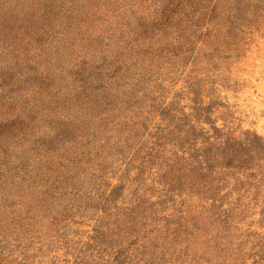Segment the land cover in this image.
<instances>
[{
  "label": "rangeland",
  "instance_id": "374dc122",
  "mask_svg": "<svg viewBox=\"0 0 264 264\" xmlns=\"http://www.w3.org/2000/svg\"><path fill=\"white\" fill-rule=\"evenodd\" d=\"M131 59L138 62L124 75ZM120 75L121 85L110 87V76L115 82ZM133 96L140 107L131 104ZM121 99L131 106L121 108ZM196 101L213 106L218 125L232 126L236 140L249 143V130L264 142V0H0V193L13 198L55 185L50 199L45 193L47 211L24 206L29 217L20 209L10 213L27 224L20 238L17 220H4L11 223L5 234L0 224V239H9L7 262L22 247L27 264H72L75 257L78 264H99L87 256L102 212L95 204L80 208L81 198L110 183L123 184L121 205L135 189L159 195L152 174L136 180L140 160L125 163L134 149L147 151L152 138L143 127L128 136L124 124L114 131L120 113L126 124L144 121L152 130L160 121L156 105L189 112ZM77 115L91 118L98 133L71 127ZM261 157L233 169L221 188L228 193L223 208L231 212L232 249L218 264H264ZM30 173L47 177L30 185L24 180ZM175 198L203 202L185 192Z\"/></svg>",
  "mask_w": 264,
  "mask_h": 264
},
{
  "label": "trees",
  "instance_id": "16d2710c",
  "mask_svg": "<svg viewBox=\"0 0 264 264\" xmlns=\"http://www.w3.org/2000/svg\"><path fill=\"white\" fill-rule=\"evenodd\" d=\"M138 54L141 52L134 49L133 55ZM137 62L132 59L126 62L124 75ZM121 78L122 75L114 82V77L110 76L108 85L120 86ZM121 93L124 95L123 92H118V95ZM129 100H132V105L137 104L135 107L142 104L139 97L133 96ZM120 103L121 108L131 106L126 105V99H121ZM213 109V106L203 101H196L189 112L176 111L170 104L160 103L156 105L160 121L152 130L147 128L144 121L126 124L120 118L125 111L120 113L113 125L114 131H121L123 128L120 126L124 124L128 136L139 132L143 127L152 138L153 145L147 151L134 149L125 163L131 165L136 159L140 160L136 180L145 179L149 173L152 174L160 186L159 195L156 199H151L135 189L130 203L121 205L116 201L121 196H116L123 189L122 183H110L111 188H105L107 191L103 190L96 195L89 192L86 195L91 196H85L86 199L81 198L82 195L78 193L75 199L81 198L78 204L80 208L82 205L95 204L102 212V215H97L94 219L95 226H92V233L89 234L91 242L88 243L90 253L87 257L92 260L94 256L100 258L97 261L99 264H218L222 252H231L232 246L226 240L231 232V212L229 208H223V198L228 193L222 195L221 188L230 184L229 175L235 172L233 169L246 168L255 155L264 158V142L257 132L249 130L244 131L249 143L236 140L232 126L225 123L218 125L217 118L212 115ZM75 112L73 111L74 114ZM77 116L80 117L71 120V127L74 125L87 136L98 133L89 124L93 122L91 118L86 115ZM243 149L248 153L245 154ZM68 161H71L70 158ZM221 166L224 168L223 174L219 171ZM123 170L128 171V168ZM25 172L27 173V168ZM67 176L64 175V178H68ZM45 177L47 176L34 178L30 173L24 180L32 185V182L41 183ZM50 185L41 184L43 187H39V184L32 191L20 193L22 198H18L19 195L12 198L10 193L1 192L0 205L5 211L4 216L7 214L6 219L0 218L4 231L1 234L9 232L10 222L17 220V223L12 224L14 232L20 238L19 234H23L27 224L23 221L24 217L10 219V213L20 209V214H23V211H27L24 206L30 208V213L31 207L47 211L44 208L47 206L45 193L50 199L52 189H55V185L49 188ZM183 192L196 196L203 202H186L175 198L176 194ZM50 202L53 205L54 200L51 199ZM71 207L74 209L73 204ZM28 211L27 217L30 216ZM54 212L60 213L58 210ZM4 220L11 221L4 224ZM2 236L0 264H27L24 255H21L24 252L22 247L19 248V254L15 255L17 259L7 262L9 239ZM102 252H106L107 256L101 255ZM78 263L79 260L75 257L72 264Z\"/></svg>",
  "mask_w": 264,
  "mask_h": 264
}]
</instances>
